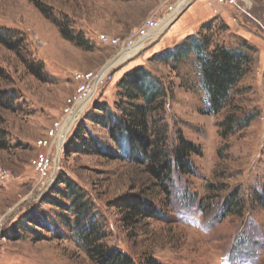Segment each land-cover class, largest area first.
<instances>
[{
  "label": "rangeland",
  "instance_id": "obj_1",
  "mask_svg": "<svg viewBox=\"0 0 264 264\" xmlns=\"http://www.w3.org/2000/svg\"><path fill=\"white\" fill-rule=\"evenodd\" d=\"M253 1L244 16L216 0H198L158 40L122 61L99 36L128 39L145 20L161 17L168 0H0V29L18 40L10 42L14 47L0 42V91L13 97L9 108L0 109V167L10 175L0 180V264H100L79 241L70 201L57 198L66 208L45 200L61 177L85 195L107 252L126 253L136 264H264V207L257 199L264 195V0ZM199 34L252 60L216 115L207 114L196 56L178 63L162 59ZM106 67H113L108 81L65 138L61 156L52 151V176L42 177L32 166L40 151L36 143L75 94V74ZM139 67L165 88V105L151 125L164 132L170 158L182 142L193 150V172L174 170L169 182L157 175V163L129 158L108 127L90 119L122 115L116 108L119 84ZM79 124L119 158L67 152ZM234 193L239 207L228 211ZM129 200L158 211L127 220Z\"/></svg>",
  "mask_w": 264,
  "mask_h": 264
},
{
  "label": "trees",
  "instance_id": "obj_2",
  "mask_svg": "<svg viewBox=\"0 0 264 264\" xmlns=\"http://www.w3.org/2000/svg\"><path fill=\"white\" fill-rule=\"evenodd\" d=\"M10 34L9 31L0 29V42H8L11 47H14V43H18V40ZM79 39L81 37L73 39V41H79ZM191 54L197 58L200 79L207 93V114L216 115L229 104L233 89L246 73L252 60L245 52L224 45H214L212 37L200 34L190 36L173 50L166 51L162 55V59L165 62L178 63ZM118 97L116 108L121 111L122 115L113 118L112 115L95 114L90 117L92 122L108 127L109 136L118 150H121L129 158L138 160L142 155L141 161L151 160L154 164L157 163L159 165L157 175H165L167 182L170 181L174 170L183 174L192 173L193 168L189 161L190 154L193 152L191 146L182 142L173 151L172 158H170L166 149L164 132L161 133V131L152 128V115L161 110L166 99L165 88L160 79L142 67L136 68L122 78ZM11 98H13L11 94L0 91V109L9 108ZM104 110L109 113L107 108ZM66 150L69 153L97 154L119 158L115 150L105 152L106 149L101 141L91 133L90 129L83 127V124H79L73 137L67 142ZM62 185L64 186L62 187ZM51 193L45 197V200L49 199L53 205L67 208L57 199L58 197L70 201L69 209L76 217L74 230L79 241L91 255L94 253L99 257L100 264H136L130 255L118 250L107 252L99 245L103 241L104 235L89 219V204L83 203L85 195L78 191L71 180L61 177L59 182L52 187ZM257 199L264 207V195H257ZM239 202L238 193H234L226 201L227 210L239 207ZM124 206L125 209L130 210L127 220H133L137 216L150 218L155 216L158 211L152 206L135 200L125 202ZM28 219L30 222L34 220L39 226L42 225L39 217H29Z\"/></svg>",
  "mask_w": 264,
  "mask_h": 264
},
{
  "label": "built area",
  "instance_id": "obj_3",
  "mask_svg": "<svg viewBox=\"0 0 264 264\" xmlns=\"http://www.w3.org/2000/svg\"><path fill=\"white\" fill-rule=\"evenodd\" d=\"M198 0H168L165 13L161 17L153 16L144 21L135 35L122 40L119 37H110L102 34L99 41L117 50L118 55L132 48L141 47L158 40L168 26L182 15L188 7ZM222 7L235 10L236 13L249 16L248 10L256 4L253 0H216ZM264 30V26H262ZM111 69L105 72V68L98 71L77 72L75 81L77 89L74 95L66 99L61 118L56 121L48 131L46 137L37 141L36 146L40 150L32 160V166L42 177H51L56 168V160L52 157V151L61 152L65 138L75 128L83 113L97 96L100 88L108 81ZM8 171L0 167V180L9 179ZM53 181V180H50ZM49 181V183H51ZM48 183V184H49Z\"/></svg>",
  "mask_w": 264,
  "mask_h": 264
},
{
  "label": "bare ground",
  "instance_id": "obj_4",
  "mask_svg": "<svg viewBox=\"0 0 264 264\" xmlns=\"http://www.w3.org/2000/svg\"><path fill=\"white\" fill-rule=\"evenodd\" d=\"M140 48L141 47H136V48H132V49H129L127 51H124L123 54L120 55L119 60H122L123 61L124 59H126L128 57H131L132 55L135 54V52H136L137 49H139V51H140ZM112 68L113 67H111L110 69H112ZM107 69H108V67L105 68V72H107V71L110 70V69H108V70ZM61 154H62V151L60 152V156H61ZM47 183H49V182H47ZM47 183H46V185H47Z\"/></svg>",
  "mask_w": 264,
  "mask_h": 264
},
{
  "label": "water",
  "instance_id": "obj_5",
  "mask_svg": "<svg viewBox=\"0 0 264 264\" xmlns=\"http://www.w3.org/2000/svg\"><path fill=\"white\" fill-rule=\"evenodd\" d=\"M189 9V7L187 8V10ZM184 14V13H183ZM182 14V15H183ZM182 15H180L174 22H173V24L176 22V21H178L179 20V18L182 16Z\"/></svg>",
  "mask_w": 264,
  "mask_h": 264
}]
</instances>
